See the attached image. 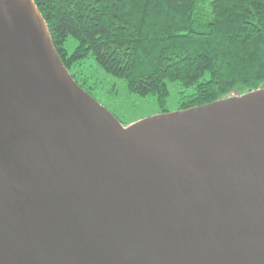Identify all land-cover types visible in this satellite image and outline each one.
Masks as SVG:
<instances>
[{
  "label": "water",
  "instance_id": "water-1",
  "mask_svg": "<svg viewBox=\"0 0 264 264\" xmlns=\"http://www.w3.org/2000/svg\"><path fill=\"white\" fill-rule=\"evenodd\" d=\"M0 264H264V90L126 127L0 0Z\"/></svg>",
  "mask_w": 264,
  "mask_h": 264
},
{
  "label": "trees",
  "instance_id": "trees-1",
  "mask_svg": "<svg viewBox=\"0 0 264 264\" xmlns=\"http://www.w3.org/2000/svg\"><path fill=\"white\" fill-rule=\"evenodd\" d=\"M33 1L65 67L99 102L77 73L90 60L131 95L155 97L158 114L264 90V0Z\"/></svg>",
  "mask_w": 264,
  "mask_h": 264
},
{
  "label": "rangeland",
  "instance_id": "rangeland-1",
  "mask_svg": "<svg viewBox=\"0 0 264 264\" xmlns=\"http://www.w3.org/2000/svg\"><path fill=\"white\" fill-rule=\"evenodd\" d=\"M75 46L76 43L73 40L68 42V49L70 52H73ZM81 71V74L87 77L89 85L95 87V95H97L101 104L120 121H126L130 123L129 125H135L158 117L159 115H165L158 114L160 112V107L156 103L155 97L144 99L137 95H131L127 90L125 82L106 75L98 69L97 65L92 60L79 68L77 73ZM169 87L171 96L169 98L168 107L173 111L178 106L177 92L179 87L177 84H170ZM233 98L238 97L235 96Z\"/></svg>",
  "mask_w": 264,
  "mask_h": 264
}]
</instances>
